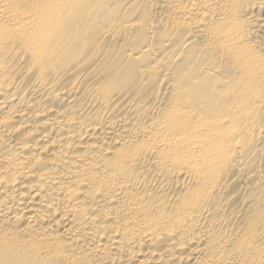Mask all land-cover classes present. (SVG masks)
Returning a JSON list of instances; mask_svg holds the SVG:
<instances>
[{
  "label": "bare ground",
  "instance_id": "6f19581e",
  "mask_svg": "<svg viewBox=\"0 0 264 264\" xmlns=\"http://www.w3.org/2000/svg\"><path fill=\"white\" fill-rule=\"evenodd\" d=\"M0 264H264V0H0Z\"/></svg>",
  "mask_w": 264,
  "mask_h": 264
}]
</instances>
